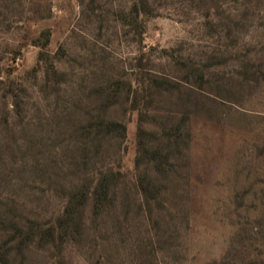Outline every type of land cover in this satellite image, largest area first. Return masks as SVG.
Returning a JSON list of instances; mask_svg holds the SVG:
<instances>
[{
    "label": "rangeland",
    "instance_id": "1",
    "mask_svg": "<svg viewBox=\"0 0 264 264\" xmlns=\"http://www.w3.org/2000/svg\"><path fill=\"white\" fill-rule=\"evenodd\" d=\"M16 222L34 238L9 242ZM8 246V264H264V0H0Z\"/></svg>",
    "mask_w": 264,
    "mask_h": 264
},
{
    "label": "trees",
    "instance_id": "2",
    "mask_svg": "<svg viewBox=\"0 0 264 264\" xmlns=\"http://www.w3.org/2000/svg\"><path fill=\"white\" fill-rule=\"evenodd\" d=\"M106 124H107L108 130L111 131V132L114 131L115 129H118L119 127L124 129V126L122 124L118 123V122L108 121ZM109 173H110L109 175H113L112 172H109ZM107 175L104 174L103 172H100V176L97 179V183H95V185L92 186L93 192H89L90 188L88 187V189L86 190V193L84 194L85 199H87V195H89L88 193L94 195V194H96V192L99 189H101L100 187H102L103 184H104L103 183L104 182L103 179L104 178L106 179ZM106 189L108 191L107 187H106ZM73 198H74V192L72 190L69 193V195H68L67 205L65 206L62 214L57 216L54 219V221L50 224V226L46 229L50 241H52V242L54 241V238H55V235L57 233L58 227H61L62 225L67 224L70 221H74V219H76L77 216H78V219H79L78 212L75 210V208L73 206ZM80 213H81V211H80ZM33 222H36V221L33 220ZM15 227H16V229L18 231V234L14 235L13 237H15V238L10 239L9 242L10 241H14V240H16V241L18 240L19 243L21 242V244H22L23 243L22 242L23 239L20 238V237H22V234H25L27 236L26 239L32 240L34 238V236H35L34 232H29V233L24 232V230H23L24 229V225L23 224H21V223L17 224V222H16L15 223ZM9 250H10V246L7 247L5 253L1 252V258L0 259L3 262V264H8L9 255H10L9 254Z\"/></svg>",
    "mask_w": 264,
    "mask_h": 264
}]
</instances>
